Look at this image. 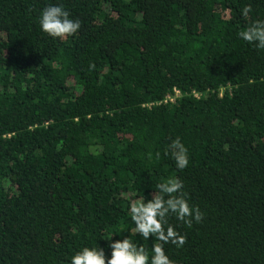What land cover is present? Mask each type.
Returning <instances> with one entry per match:
<instances>
[{
    "label": "trees",
    "instance_id": "obj_1",
    "mask_svg": "<svg viewBox=\"0 0 264 264\" xmlns=\"http://www.w3.org/2000/svg\"><path fill=\"white\" fill-rule=\"evenodd\" d=\"M55 3L81 21L63 40L38 24ZM256 19L264 0H0V264H67L122 233L150 252L129 201L173 176L205 213L170 218L175 264H264V49L238 37Z\"/></svg>",
    "mask_w": 264,
    "mask_h": 264
},
{
    "label": "clouds",
    "instance_id": "obj_2",
    "mask_svg": "<svg viewBox=\"0 0 264 264\" xmlns=\"http://www.w3.org/2000/svg\"><path fill=\"white\" fill-rule=\"evenodd\" d=\"M252 11L250 5L241 9V14L247 18ZM40 30L53 39L63 40L75 35L81 28L79 18H74L71 12L61 3L48 4L39 15ZM240 40L256 49H264V19H256L238 33ZM93 154H97L93 151ZM165 155L170 156L178 172H183L190 163L188 148L177 137L168 144ZM155 158L159 160L160 153ZM149 159L152 155L149 154ZM130 223L134 226V234L153 243L149 252L145 247L136 244L128 234H120L119 239H112L114 234L101 235L108 241L106 248L84 245L66 258L67 264H175L165 250L166 245L183 248L187 236L182 234L176 225L170 223L175 218L187 228L200 224L205 213L200 207L189 201L185 191L184 181L179 176L167 178L155 186V192L149 199L130 200L127 212Z\"/></svg>",
    "mask_w": 264,
    "mask_h": 264
},
{
    "label": "built area",
    "instance_id": "obj_3",
    "mask_svg": "<svg viewBox=\"0 0 264 264\" xmlns=\"http://www.w3.org/2000/svg\"><path fill=\"white\" fill-rule=\"evenodd\" d=\"M177 93H179V92L177 91ZM168 100L175 101V97H173V96H168V98H167L166 101H168Z\"/></svg>",
    "mask_w": 264,
    "mask_h": 264
}]
</instances>
